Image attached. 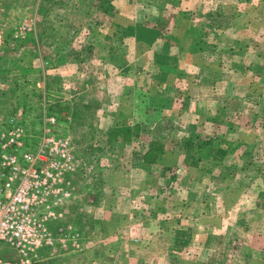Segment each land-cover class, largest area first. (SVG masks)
<instances>
[{"label": "rangeland", "instance_id": "374dc122", "mask_svg": "<svg viewBox=\"0 0 264 264\" xmlns=\"http://www.w3.org/2000/svg\"><path fill=\"white\" fill-rule=\"evenodd\" d=\"M42 1L46 10L40 12L39 0H0V72L4 74L0 78V130L9 116L22 110V122L32 134L29 145L34 147L40 132L50 126L46 117L54 115L51 130L70 134L76 152L93 163L91 171L72 177L74 183L91 177L80 191L89 199L86 211L95 198L103 197L106 203L109 197H135L134 206L148 214L128 220L131 225L126 228L123 217L118 226L122 241L117 244L111 239L110 244L97 242L83 249V264H91L93 259L100 264H264V249L262 253L254 246L258 238L248 231L239 232L233 223L238 215L234 213L254 209L249 208L253 197L258 199L264 192V184H259L264 183L261 172L252 166L257 160L264 163V0H101L99 6L92 0ZM184 8L190 13L181 12ZM116 14L118 25L113 24ZM25 21H31L33 27L17 31ZM7 43L13 49L4 54ZM147 48H151L149 57L142 53ZM159 49L165 51L161 58L154 53ZM131 56L132 62L125 66ZM142 65L150 70L142 71ZM150 71L155 72L146 74ZM216 79L232 85L228 94L237 96L232 102L227 101V87L215 94L206 90L208 81ZM126 80L130 87H125ZM145 81L151 86L161 83L162 94L143 92L140 88ZM197 85L202 87L199 91ZM194 97L199 98L196 102L209 101V112L213 108L219 121L225 119L214 130L231 131V148L237 152L229 159L234 166H249L241 171L243 175L232 170V176H227L198 165L209 161L212 139L206 134L214 125L197 118L180 119L178 113L165 111L175 102L188 105ZM218 97L223 108L217 106ZM110 112L123 120H116L114 127L128 124L135 129L133 138H126L125 132L115 137L116 127L109 128L105 121ZM188 136L190 147L185 144ZM154 138L165 148L157 161L149 162L145 153ZM193 176L204 181L198 184ZM206 179L218 185L212 188L215 195L230 202L212 199L210 215L203 216L205 200L200 201L202 208L190 199L197 193L212 197ZM77 185L72 197H79ZM238 197L240 205L249 209L237 207L239 203L233 199ZM161 209L165 213L158 216ZM217 211L229 216L225 220L212 217ZM230 215L235 219L227 230L221 225L228 224ZM73 221L68 223L79 229L76 223L82 222ZM246 222L255 224L249 218ZM87 226L86 238L97 236L98 231L93 233L94 227ZM100 232L109 238L107 222ZM5 246L0 243V253L12 257L14 249Z\"/></svg>", "mask_w": 264, "mask_h": 264}, {"label": "built area", "instance_id": "2783aa9c", "mask_svg": "<svg viewBox=\"0 0 264 264\" xmlns=\"http://www.w3.org/2000/svg\"><path fill=\"white\" fill-rule=\"evenodd\" d=\"M32 27L25 21L17 31ZM23 118L22 110H16L0 130V243L15 251L12 257L0 253V264H36L42 247H82L79 229L71 223L52 228L50 223L62 219L76 198L74 173L91 171L93 163L76 152L70 134L51 130L54 115L46 117L50 126L32 147Z\"/></svg>", "mask_w": 264, "mask_h": 264}, {"label": "crops", "instance_id": "0c3cea01", "mask_svg": "<svg viewBox=\"0 0 264 264\" xmlns=\"http://www.w3.org/2000/svg\"><path fill=\"white\" fill-rule=\"evenodd\" d=\"M3 1H6V0H1V3ZM4 5H5V3H4ZM1 10H3V8ZM6 10H7V6H6ZM181 12L190 13V11L187 12V10L185 8L181 9ZM118 21L119 20L117 18V14H116L113 17V22H115L113 24L118 25ZM102 24L103 23H99V25H102ZM192 24H194L193 21H192ZM121 27H123V26H121ZM131 39H132V37H130V40ZM123 40H125V39H123ZM157 40H160L159 37L153 41L156 43ZM148 43H149V41L147 42V45H148ZM150 51H151V48H147V49L143 50L142 53L145 54V56L149 57ZM163 52H165V51H161V49H159L158 51L155 50L154 53L157 56V58H161L162 55L164 54ZM147 53H148V55H147ZM126 54L128 56L127 52H126ZM154 58H156V57L154 56ZM132 60H133V56H131V60L129 62H127L125 66H129L128 64L131 63ZM141 67H142L141 68L142 71L150 70L149 69L150 67H148V66L142 65ZM122 68L123 67H120V69H122ZM124 69L128 70V73H130V70L128 67H125ZM113 71H114V73H117L118 69L113 68ZM153 72H155V71H150L146 74H150ZM175 72H174V74H176ZM258 72H260V70H258ZM223 80L224 79H221V81H220V80L216 79V80L208 81V83H207L208 86H207L206 90L211 91L210 94H212V93L215 94V93H218L219 91L223 90L225 87H227L226 93L228 94L229 88H231V89H234V88L232 87L231 84H229V81L223 82ZM126 81L127 82H125V87H127V86L130 87V85H128L130 83L128 82V80H126ZM146 81H145V83H143L144 85L140 88L143 92H150V91L154 90V92H155L154 94H157V93H158V95L162 94V93H159V92H161L162 88H164L161 83H160V85L158 83V84H155V86H153V85L151 86L150 84H146ZM169 82H171V81L169 80ZM233 85L237 89V86L235 85V83H233ZM197 87H198V91H199V88H202L201 85H197ZM244 87H246V85L241 84V88H244ZM204 90H205V88H203L202 91H204ZM207 95H208V93H207ZM230 96L231 95H229V94L227 96V101H229V102H232L235 99V97H237V96H235V97H230ZM195 98L199 99L198 97H194V100L191 103H189L188 105L183 104V103H176V102L173 105L170 104V107L165 109V111L167 113H172V111L174 113H178L180 119H186L187 118L189 120H191V119L195 120L197 118L198 121H204L205 123H207V125L208 124L210 125V121H211V124L214 125V126L212 125L213 126L212 130H210V129L207 130L208 135L206 134V137L208 139H212V142H211L210 147H209L210 153L208 154L207 157L211 158L214 155L215 158L213 160H210V158H209V161L208 162L206 161V163H200V164L196 163V164H198L200 166L206 165V170L209 167V169L211 171H215V170L223 171L227 176L228 175L232 176V170L237 171L238 174H240V172L242 170L245 172L247 169H249L248 165L243 163V164H238V166H234L233 163H231L232 159H229L230 156L232 155V153L237 152V150L231 148V142L233 141V138H234L231 131L217 132L216 130H214V128L217 127L216 124H219L222 120L225 121V119H221L219 121L217 119V113L216 114L214 113L215 111L213 110V108H211V112H209L208 108H210L212 106V105H210L209 101L206 102L205 100H198L196 102ZM220 98L221 97H218V99H217V102H218L217 106L218 107L221 106L223 108V103L220 101ZM128 99H129V97H127L125 95V98H124L125 101L124 102H127ZM201 99H203V97ZM130 100H131V98H130ZM207 100H210V99L208 98ZM219 101H220V103H219ZM108 105H110V103H108ZM187 107H189V109H187ZM174 110H177V111H174ZM118 117H115L114 114L110 112V116L105 120V121H107L108 125H110L109 128H111V127L115 128L113 123H115L116 120H119V119L122 120L121 118H118ZM193 118H195V119H193ZM127 123H129V122H127ZM116 136H118V135L115 134V137ZM191 137H193V135H191ZM117 138H119V137H117ZM131 138H133V137L131 136ZM217 141H221V143L219 144V143H217ZM222 145H224L227 148L225 149ZM243 150L246 151V148ZM232 151H234V152H232ZM242 154H244V151H241L240 155H242ZM225 157L229 160V162H227L228 160ZM261 159H262V157H261ZM233 162H235V161H233ZM198 165H194V166H198ZM252 166H255L256 169L260 170L261 173H258L259 177L262 181H264V172H262V171H264V163L258 162V160H257L256 163H254V162L252 163ZM202 171H204V170H202ZM241 175H243L242 172H241ZM193 177L196 179V182L198 184H200V183H202V181H204L202 179H199L197 176H193ZM90 179H91V177L90 178L85 177L83 180H81V182L80 181L76 182L78 185L75 183V185L78 186L77 196L79 195V197H76L74 200L68 202L67 210H66L62 219H57V220L51 221V223H50V226L52 228H55L58 225V223H62L65 220H67L66 223L70 222L71 220H72V222H74L73 220H75L77 222H82V224L76 223L77 225H79V227L78 226L77 227L79 228L81 233H83L82 234L83 235L82 236V247L80 248L81 252L80 253L73 252V251L79 252L80 250L73 249L71 247H68V248L42 247L39 250L41 258H40V260L37 261L36 264H83L84 259L82 257L84 256V253H85V252H82L83 249H87V248L93 246L94 244H97V242H100L101 244H106L107 242H109V244H110V242L112 240L114 243L122 241V239H121L122 237H120V236H122V235H120L121 229L118 226H119V221L122 220L123 217L125 218V220H127V222L125 223L126 224L125 228H126L128 225L129 226L131 225L130 223H128V220L130 222H133L134 219H143L146 215H148L145 211L141 212V211H139L137 206H134V201L136 200V199L134 200L135 197H109V201H106V203H103V201H102L103 197L95 198L94 204L91 206L90 211H86V209L89 206V204L87 203V201H89V199L87 197H82V193L80 191L83 190V186H85V183L88 182ZM215 180H216V178H215ZM206 181H207V179H206ZM196 182H195V185H198V184H196ZM215 183L216 182L214 180H212V181H207L205 184L206 190H208L210 192L212 197H207V196L206 197H199L201 195H200V193H197L196 197H192L190 199L191 204H192V202H196V201H197L196 203L200 204V201L205 200V202H203L204 210H205V212L202 214L203 216L207 213H208V215H210V212H208V209H209L208 203H211L212 199H214L215 202L217 201L218 203H226L227 204V202H230V200L227 199V197H223L222 195L219 196V194H216V195L214 194V190L212 188H218V185ZM237 184L241 185L240 182H238ZM259 184L261 187H263L264 183L260 182ZM222 185H224V188L226 189L227 186H226V183H224V181H223ZM243 188H245L244 185H243ZM225 189H223L222 186L219 187V190L221 192ZM261 190H264V188ZM208 191H207V193H208ZM242 193H243V190L241 191L240 194H242ZM218 197H220V199H219L220 202L218 200ZM236 199H233V202L239 203L240 202L239 197ZM139 200L145 201V198L141 197V199H140V197H139ZM253 200H254L253 201L254 204H252L249 208H254V209H251V210H243V209H249V208L244 207V206L240 205V203H239V205L237 207L241 206L243 208L242 209L243 211H241V212L236 211L234 213V214H238V215L236 217L237 220H235L233 223L236 224L239 232L247 233V231H248V233L249 232L251 233V236H252V234L255 235L258 239L256 240L257 244H254V246L257 247L263 253V249H264V207L261 206V202L264 200V192L261 194V197H258V199H257V197H253ZM257 203H259V204H257ZM76 204H78L79 207ZM200 205L203 208V205L202 204H200ZM135 207H137V209ZM196 207H199V205L197 204ZM257 207H258V209H257ZM247 211H249V215H247ZM163 213H165V212L162 209L157 211L158 216L163 215ZM76 214L78 216H76ZM72 216H73V218H72ZM211 216L215 217L216 219L219 218V219L225 220L226 217L229 216V214L227 215V213L218 212V213H213V215L211 214ZM231 216L232 215H230V219H229L230 221L228 222V224L221 225L222 228L225 227L224 229L229 230V228L231 227V225L229 223L231 222V220L233 221L235 219V217L233 218ZM146 218H148V216ZM202 218L203 217H201L200 219H202ZM247 218L253 219V221H255L254 222L255 224L252 225L251 222L247 223L246 222ZM76 219H80V220H76ZM90 221H92V224L88 225V223ZM144 221H146V219ZM105 222H107L108 230L110 232L109 238L103 237L102 233L100 232L101 225L104 226ZM199 224H202V223H199ZM85 225L86 226L88 225L87 227H90V226L94 227V229L96 227V230L92 229V231H93V233L95 231H98L96 234L97 236L88 235V237H90V238L87 239L86 236L84 235V229L86 228ZM247 227H248V229H247ZM98 228H99V230H98ZM209 228H210V225H209ZM207 229H208V227L205 228V230H207ZM119 239H120V241H119ZM145 246L149 247V245H145ZM57 251H59V252H57ZM94 253H95V247L92 249V257H93ZM14 255H15V252L12 256H14ZM57 257L59 259H61V261L59 259H57ZM73 258H79V259L75 261V259H73ZM54 259H55V261H54ZM71 259H73V260H71ZM91 264H100V262H98L96 259H93L91 261Z\"/></svg>", "mask_w": 264, "mask_h": 264}, {"label": "trees", "instance_id": "16d2710c", "mask_svg": "<svg viewBox=\"0 0 264 264\" xmlns=\"http://www.w3.org/2000/svg\"><path fill=\"white\" fill-rule=\"evenodd\" d=\"M46 1V0H45ZM54 2H60L61 0H58V1H56V0H53ZM100 1L101 0H92L91 1V3L92 4H97V2L98 3H100ZM43 1L42 0H39V2H38V6H37V9H38V11H45L46 10V7H42V5H41V3H42ZM108 5V4H107ZM97 6H99V4H97ZM105 7L103 8L104 9V11H106L107 9V7H106V5H104ZM92 17H94L93 15H91V19H92ZM28 39L32 42V41H35V39L33 38V37H31V36H29L28 37ZM28 39H25L24 41H26V40H28ZM41 40L43 39V37L41 36V38H40ZM23 41V40H22ZM33 44H34V42H33ZM35 45V44H34ZM13 49V46L12 45H9L8 43L7 44H4L3 45V50H2V52L4 53V54H9V51L10 50H12ZM34 51H36V48H35V46H34ZM36 54H38L37 52H35ZM35 54V55H36ZM1 69V68H0ZM4 76V74L2 73V72H0V78H2ZM4 90V89H3ZM2 90V91H3ZM13 112V111H12ZM116 127V130L114 131V129H113V133L114 134H120V133H127L128 135L126 136V138H131V136H132V134H134L133 132H134V130L135 129H133V127H131V125H128V124H126V125H121V126H118V125H116L115 126ZM125 129V130H124ZM122 130H124V131H122ZM156 139V140H155ZM158 139L157 138H154L153 140H151V142H150V145H149V148L147 149V151H146V153H145V157H146V161H149V162H153V161H157V157L159 156V155H161V153L164 151V146H163V144H157L158 143ZM191 137L190 136H188L187 137V139L185 140V144L187 145V147L189 146H191ZM197 143V142H196ZM201 144L202 143H199V144H196V150L197 149H199L200 147H201ZM193 148V147H192ZM196 154V153H195Z\"/></svg>", "mask_w": 264, "mask_h": 264}]
</instances>
